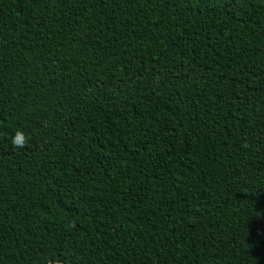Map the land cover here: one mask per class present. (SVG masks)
I'll use <instances>...</instances> for the list:
<instances>
[{"label": "trees", "instance_id": "1", "mask_svg": "<svg viewBox=\"0 0 264 264\" xmlns=\"http://www.w3.org/2000/svg\"><path fill=\"white\" fill-rule=\"evenodd\" d=\"M0 264H264V0H0Z\"/></svg>", "mask_w": 264, "mask_h": 264}, {"label": "clouds", "instance_id": "2", "mask_svg": "<svg viewBox=\"0 0 264 264\" xmlns=\"http://www.w3.org/2000/svg\"><path fill=\"white\" fill-rule=\"evenodd\" d=\"M27 138L24 133L21 131H17L12 138V144L16 147H24L27 144Z\"/></svg>", "mask_w": 264, "mask_h": 264}]
</instances>
